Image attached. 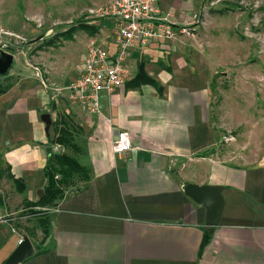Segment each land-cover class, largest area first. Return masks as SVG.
<instances>
[{"label":"crops","instance_id":"obj_1","mask_svg":"<svg viewBox=\"0 0 264 264\" xmlns=\"http://www.w3.org/2000/svg\"><path fill=\"white\" fill-rule=\"evenodd\" d=\"M111 1L77 0L73 10L91 15ZM157 2L179 27L197 30L192 18L200 0ZM96 20L57 34L66 38L56 60L49 52L41 57L45 81L29 65L0 96V164L23 182L19 194L9 181L18 200L36 201L46 185L43 170L58 150L51 140L61 116L71 121L80 150L74 158L89 174L86 183L75 177L46 208L48 238L22 264H264V97L247 88L242 99L234 96V112L225 119L224 100L216 104L210 86L218 67L204 52L186 51V36L177 35L132 49L126 80L100 93L99 113L89 115L58 90L77 79L93 27L112 39L114 21ZM68 44L71 58H65ZM140 62L161 92L127 88ZM117 131L131 135L133 151L113 154ZM187 185L219 190L215 225L208 224L207 206L185 194ZM8 227L9 234L0 231V264L24 237Z\"/></svg>","mask_w":264,"mask_h":264},{"label":"rangeland","instance_id":"obj_2","mask_svg":"<svg viewBox=\"0 0 264 264\" xmlns=\"http://www.w3.org/2000/svg\"><path fill=\"white\" fill-rule=\"evenodd\" d=\"M73 4H77V0H0V54L14 55L8 77H0V83H13L22 70L30 66L36 68L38 77L45 81L46 66L41 57L49 52L48 59L56 60L66 38L57 34L74 25L101 19L77 13ZM199 11L197 30L191 37L181 39L182 45L189 53L204 52L213 60L212 65L218 67L210 86L217 97L216 104L224 100L223 115L230 119L234 96L242 99L249 88L258 99L264 97V0H200ZM103 32H97L91 40H101ZM48 42L51 44L47 45ZM69 51L70 45L65 58H71ZM0 169L5 175L1 164ZM18 199L11 182L6 178L0 180V200L4 205L0 211V231L9 234L8 225H11L15 233L30 236L31 242L38 246L43 238L40 216L26 207V200Z\"/></svg>","mask_w":264,"mask_h":264},{"label":"built area","instance_id":"obj_3","mask_svg":"<svg viewBox=\"0 0 264 264\" xmlns=\"http://www.w3.org/2000/svg\"><path fill=\"white\" fill-rule=\"evenodd\" d=\"M89 13L113 20V37L110 41L108 38L90 40L77 79L58 90L66 93L69 104L89 115L99 113L100 93L110 94L126 80L128 72L124 62L132 49L144 50L152 43L171 41L177 35L190 37L194 32L193 28L179 27L171 21L157 0H112ZM192 21L197 24L198 17L195 15ZM111 149L116 156L133 151L131 135L115 132Z\"/></svg>","mask_w":264,"mask_h":264},{"label":"trees","instance_id":"obj_4","mask_svg":"<svg viewBox=\"0 0 264 264\" xmlns=\"http://www.w3.org/2000/svg\"><path fill=\"white\" fill-rule=\"evenodd\" d=\"M98 28L99 27L96 26L92 28L94 33L98 32ZM67 33L69 32L67 31ZM48 44H51V42H48L47 45ZM6 77H8V74L3 76V78ZM144 85H149L155 88L157 92H161L158 83L146 74L144 64L140 62L137 66L136 75L129 83H127V88L136 89ZM11 86V83L8 85L0 83V96L4 95ZM70 122L69 118L61 116L59 120L53 124L54 136L51 140V144L58 147V150L49 156L47 164L43 170L46 185L42 189L41 197L33 202H25L26 207L29 208L33 214L40 216L39 222L43 225V238L40 241L41 245L49 235V219L46 208L62 199L64 190L73 182L75 177L81 178L85 183L89 180L87 170L80 165L76 158H74L76 154H80V150L74 142V129H72ZM64 151H68L70 154H67ZM4 170L6 171L5 175H3V171L0 169V180L6 178L8 181H11L16 192L21 194L24 190L23 182L19 179H14L9 173L8 168H5ZM2 206L3 202L0 200V208ZM37 209L41 211H34ZM27 237L31 241V237ZM208 240L209 236L205 235L201 243V248H203ZM32 245L35 249L37 248L33 243Z\"/></svg>","mask_w":264,"mask_h":264},{"label":"water","instance_id":"obj_5","mask_svg":"<svg viewBox=\"0 0 264 264\" xmlns=\"http://www.w3.org/2000/svg\"><path fill=\"white\" fill-rule=\"evenodd\" d=\"M14 64V55L8 53L0 54V77L8 74ZM42 121L48 127L51 124L48 115L42 116ZM218 189H208L187 185L184 189L185 194L194 199L200 204H204L208 209V224L213 226L216 224L218 215L221 211L222 200L218 195ZM42 196V191H39V197ZM35 255V249L28 237H23L17 247L4 261L3 264H22L26 260Z\"/></svg>","mask_w":264,"mask_h":264}]
</instances>
